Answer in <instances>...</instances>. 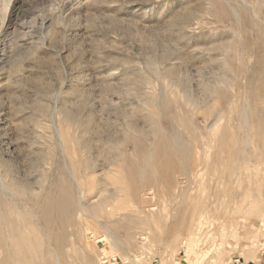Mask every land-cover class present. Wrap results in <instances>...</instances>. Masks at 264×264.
<instances>
[{
  "label": "rangeland",
  "instance_id": "obj_1",
  "mask_svg": "<svg viewBox=\"0 0 264 264\" xmlns=\"http://www.w3.org/2000/svg\"><path fill=\"white\" fill-rule=\"evenodd\" d=\"M10 12L9 28L0 30L1 207L33 206L62 178L65 159L81 166L86 198L116 195L123 205L112 216L110 206L98 214L95 236L108 229L120 240L131 237V249L89 238L93 264L103 248L119 264H264V158L254 157L264 147L252 122L253 115L264 120V0H17ZM2 16L0 10V23ZM242 107L251 111L247 131L239 125ZM216 110L222 117L210 128ZM71 113L78 118L68 125ZM57 128L70 132L73 160ZM245 134L251 157L231 173L230 143ZM167 139L178 144L171 160L158 155ZM117 147L131 153L134 177L128 162L114 159ZM88 158L94 187L87 184ZM110 168L119 169V182ZM13 181L22 185L21 196L8 189ZM174 225L181 230L176 238ZM140 233L148 236L144 244ZM190 235L197 241L192 251ZM84 241L69 237L70 264L86 263Z\"/></svg>",
  "mask_w": 264,
  "mask_h": 264
},
{
  "label": "bare ground",
  "instance_id": "obj_2",
  "mask_svg": "<svg viewBox=\"0 0 264 264\" xmlns=\"http://www.w3.org/2000/svg\"><path fill=\"white\" fill-rule=\"evenodd\" d=\"M17 0H0V5H3L2 8H0L1 11H3V16H2V21L0 23V30H6L9 28V25L7 22H9V17L11 16V12H10V6L12 4H14ZM228 6V5H227ZM229 7V6H228ZM225 8V7H223ZM222 8V10L224 11V9ZM230 8V7H229ZM233 8V7H232ZM226 9V8H225ZM12 10V9H11ZM233 11V9H231ZM227 11V10H226ZM231 12V11H230ZM235 12V11H234ZM232 12V13H234ZM13 13V12H12ZM217 13V12H216ZM237 13V12H236ZM225 14V13H224ZM228 14V11H227ZM235 15V14H233ZM38 21V19H36ZM236 20V19H235ZM7 21V22H6ZM34 22V21H33ZM243 22V21H242ZM10 23V22H9ZM44 23V22H43ZM50 23V22H49ZM239 23V22H238ZM249 23V22H248ZM35 24V23H34ZM33 24V25H34ZM23 25L25 26V23H23ZM27 25V24H26ZM52 25V24H51ZM243 25V24H241ZM245 25V24H244ZM42 26V25H41ZM50 26V25H49ZM53 26V25H52ZM36 27V26H35ZM45 27V26H44ZM18 28V27H17ZM43 28V27H42ZM41 29V27L39 28V30ZM46 29V28H45ZM44 30V29H42ZM41 30V31H42ZM15 31V30H14ZM20 31V30H18ZM36 31V30H35ZM16 32V31H15ZM31 32V31H30ZM37 32V31H36ZM12 33V32H11ZM26 33V32H25ZM13 35V34H12ZM7 36V35H6ZM27 36V34H26ZM32 36V35H31ZM18 38V37H17ZM24 38V37H23ZM2 39V38H1ZM21 39V38H20ZM25 39V38H24ZM18 41V40H17ZM3 45V44H2ZM35 45V44H34ZM2 47V46H0ZM5 50V49H4ZM208 90L213 91L212 87L208 86ZM263 93V92H261ZM212 94V93H211ZM213 95V94H212ZM190 97V96H189ZM187 98V97H186ZM213 99V98H212ZM213 101V100H212ZM213 103H211V105L209 104L207 106V110L208 111H212L213 110ZM243 104V103H242ZM248 104V103H247ZM222 106V105H220ZM251 108V107H250ZM216 109V108H215ZM214 109V110H215ZM241 109V108H240ZM78 111V110H77ZM218 112V110H216ZM70 112V111H69ZM152 113V112H151ZM215 113V112H214ZM251 115V111L248 110L246 107H242L241 111H240V120L241 123H239L240 128L243 129L244 131L249 128L250 126V120H249V116ZM150 116V114H149ZM148 116V117H149ZM152 116V114H151ZM213 117V116H212ZM221 113L218 112L217 116L215 118V120L213 119V121H211V123L209 124L210 128H213L214 126H216L219 122V120L221 119ZM257 115H253L252 116V122L255 126V140L260 144V146L264 147V120H259V118H257ZM66 120H67V124L71 125L75 122L76 118H78V115H74V113L71 114H67L66 115ZM151 118V117H150ZM155 118V117H154ZM157 119V118H156ZM258 119V120H257ZM78 120V119H77ZM155 120V119H154ZM158 120V119H157ZM87 121V120H86ZM151 122V121H150ZM157 122V121H156ZM129 123V121L127 122ZM154 123V121H153ZM159 124V123H157ZM133 126L132 123L129 124V126ZM128 126V127H129ZM82 127V126H81ZM253 128V127H252ZM130 129V128H129ZM238 129V128H236ZM241 129H239V131H241ZM242 130V131H243ZM55 131H57V135L59 137V144L64 148V150L69 151V159L73 160L74 157V152L71 151V147H68L67 144L70 141V132L69 131H62L60 129H56ZM243 131V132H244ZM242 132V133H243ZM141 133V132H140ZM238 133V132H237ZM129 135V134H128ZM252 136V135H251ZM129 137V136H128ZM169 137V136H168ZM109 138V137H107ZM73 139V138H72ZM109 140L114 141L116 140V138L110 137ZM108 140V141H109ZM119 140V139H118ZM128 141H130L131 139L127 138ZM173 140V139H172ZM171 139H167L165 141H163V143H159L162 144L163 147L162 149L158 152V155H162V157L170 159V157H172L176 151V148L178 147V144L176 146V144L172 141ZM110 141V142H111ZM254 141V140H253ZM112 142V143H114ZM120 142V141H118ZM117 142V143H118ZM178 142V140H177ZM222 142L223 145L228 148L229 147V141L228 138L226 136L222 137ZM249 135H244L243 138L241 139H237L235 141H231V145L229 148H231V152L232 154L235 156L234 158H236V162L234 163V165L230 168L231 173L232 171H235L236 168H238L239 166H242V164L245 162L246 159H249L251 157V154L248 153L247 147L249 144ZM256 142V144H257ZM91 143V142H90ZM89 143V144H90ZM107 143V142H106ZM109 143V142H108ZM252 143V142H251ZM105 144V143H104ZM120 144L122 145V143L120 142ZM188 144V143H187ZM258 144V145H259ZM109 146V144H107ZM114 145V144H113ZM112 145V146H113ZM116 145V143H115ZM71 146V145H70ZM87 146V145H85ZM107 146V147H108ZM176 146V147H175ZM252 146V145H251ZM255 146V144L253 145ZM104 147V146H103ZM116 147V146H114ZM118 147L119 143H118ZM117 147V148H118ZM188 147V145H187ZM87 148V147H86ZM126 148V147H125ZM190 148V147H189ZM259 148V147H258ZM105 149V148H104ZM178 149V148H177ZM261 149V148H260ZM88 150V149H87ZM116 150V148H110V150H108V152H110L111 154ZM118 150V151H117ZM117 156L118 157H114V155L112 157L117 158L115 160H117V162H128V170L130 171V177L133 176L134 177V172H136L138 169L136 168V171L134 170V162L131 159V153H128L127 151H122L121 153L119 152V148L117 149ZM151 150V149H150ZM185 150V148H184ZM90 151V150H89ZM115 151V152H116ZM107 151H105L106 153ZM107 152V153H108ZM119 152V153H118ZM62 153V152H61ZM74 153V154H73ZM186 153V152H185ZM89 154V153H88ZM149 154V152H148ZM147 154V155H148ZM151 154V153H150ZM149 154V156H150ZM136 155V154H135ZM146 155V156H147ZM153 155V154H152ZM105 156H107L108 160H109V154L108 155H104V158H106ZM137 156V155H136ZM139 156V155H138ZM155 156V155H154ZM88 157V156H87ZM111 157V156H110ZM254 157H262L264 158V148L261 149V153L259 155H254ZM77 158V157H76ZM81 158V157H80ZM90 158V157H89ZM87 159L86 161V165L91 167L90 168V172L91 174H89V176L87 177V180L89 181V185H91L92 187H94V183L98 184V181H94L95 178H98L96 176L93 175L94 173V169L92 166V161L91 159ZM146 158V157H145ZM174 158V156H173ZM172 158V159H173ZM54 158H52L53 160ZM82 159V158H81ZM143 159V158H142ZM148 160V159H147ZM171 160V159H170ZM95 161V160H94ZM106 161V160H105ZM110 161V166H116V161ZM85 162V161H84ZM108 162V161H107ZM153 162V161H152ZM48 163V162H47ZM50 163V162H49ZM81 163V162H80ZM139 163V161H138ZM59 164V163H58ZM96 164V163H95ZM107 164V163H105ZM109 164V163H108ZM112 164V165H111ZM127 164V163H126ZM140 164V163H139ZM146 164V163H145ZM163 164V163H162ZM173 164V163H172ZM178 166V163H175ZM184 164V163H183ZM125 165V163H124ZM161 165V164H160ZM142 166V165H140ZM181 166V165H180ZM185 166V165H184ZM58 168H60L57 165ZM121 167V166H120ZM124 167V166H123ZM146 166H144L145 168ZM107 168V166H106ZM127 168V167H126ZM153 168V167H152ZM96 169V167H95ZM108 169V168H107ZM106 169V170H107ZM123 169V168H122ZM143 169V168H142ZM154 169V168H153ZM181 169V168H180ZM209 169V168H208ZM229 169V167H228ZM60 170V169H59ZM105 170V169H104ZM141 170V169H139ZM150 170V171H149ZM176 170V169H175ZM188 168H187V172H188ZM85 171V168H84ZM101 171V170H100ZM118 171V172H117ZM126 171V170H125ZM146 171V169H145ZM147 171L151 172V167L147 169ZM146 171V172H147ZM153 171V170H152ZM61 172H62V178L55 183V187L46 190V192L42 195L41 198L37 199V198H33V206H21L19 204H16V206H0V250L3 251V255L2 258L0 259V264H70L68 261L69 258V251H68V241H69V237H74L75 239H85V243L83 245V250H84V254H85V264H93V262L91 261L89 255H87V249L89 251V248L92 247L93 245L90 243L91 240H103L105 243L104 244H110V246L116 250L120 251V248L123 249H131L129 246L130 244V238L131 237H126L127 239L124 240H120L117 237H115L113 234H111L109 231L106 230V233L104 231V229L102 230L104 233L100 234L98 236L96 235V226L97 224H100V220L98 219V214L100 212L105 211V209H109L111 207V209L113 208L114 210H111V216L113 215L115 209L118 210L120 209V206H123L121 204V199L119 200L116 195L112 196V195H108L110 191H108V193L106 192V194L108 196H101V198H99L96 201H91L88 198H86V188H85V184L86 182L84 181L85 179L83 178L82 175V169L81 166L79 164H77L76 162H74V164H69V162L67 160H63V165L61 168ZM96 172V171H95ZM98 172V171H97ZM96 172V174H97ZM105 172V171H104ZM108 173H112L114 175V179L117 178V181L119 182L120 178H119V169L114 168V169H109V171H107ZM148 172V173H149ZM167 173V172H166ZM230 173V171H229ZM60 174V173H59ZM99 174V173H98ZM151 174V173H150ZM176 174V173H175ZM57 175V174H56ZM55 175V176H56ZM104 175V174H103ZM102 175V176H103ZM107 175V174H106ZM139 175V174H138ZM159 175V174H158ZM168 175V174H167ZM188 176H190L187 173ZM186 175V178H188V176ZM99 176V175H98ZM109 176V175H108ZM148 176V175H147ZM151 176V175H150ZM160 176V175H159ZM104 177V176H103ZM139 177V176H138ZM176 177V175H175ZM60 178V177H59ZM71 178V179H70ZM100 178V177H99ZM146 178V177H145ZM152 178V176H151ZM180 178V177H178ZM104 180H107V178H103ZM147 179V178H146ZM172 179V177H171ZM218 179V178H217ZM224 179V178H223ZM179 179H177V183L180 184L181 181L178 182ZM181 180V179H180ZM126 181V180H125ZM231 181V180H229ZM0 182L5 186L6 182L2 179H0ZM56 182V181H55ZM108 182V181H107ZM132 182V181H131ZM135 182V181H134ZM140 182V181H139ZM144 182V181H143ZM216 182V181H215ZM221 182V181H220ZM111 183V182H110ZM115 183V182H114ZM127 183V181H126ZM145 183V182H144ZM156 183V182H155ZM51 184V183H50ZM100 184V183H99ZM107 184V183H106ZM109 184V183H108ZM132 184V183H131ZM154 184V183H153ZM173 184V183H172ZM183 184V183H182ZM226 184V183H225ZM8 185V184H7ZM101 185V184H100ZM112 185V183L110 184ZM114 185V184H113ZM143 185V184H142ZM157 185V183H156ZM218 185V184H217ZM145 186V185H144ZM149 186V185H148ZM153 186V185H152ZM155 186V185H154ZM184 186V185H183ZM210 186V185H209ZM208 186V187H209ZM6 187V186H5ZM8 189L10 190L12 187L15 189V192L12 191L11 193L13 195H19L21 196L22 192H23V188L22 185L18 184L17 181L16 182H12L10 185L7 186ZM33 187V186H32ZM99 187V186H98ZM96 187V188H98ZM143 187V186H141ZM172 187V186H171ZM178 187V186H177ZM188 187V186H187ZM191 187V186H190ZM197 187V184H196ZM90 188V187H89ZM88 188V189H89ZM105 188V186H104ZM183 188V187H182ZM91 189V188H90ZM113 189V188H112ZM122 189V188H121ZM146 189V187H145ZM214 189V188H213ZM97 192H100L99 189H97ZM111 190V189H110ZM124 190V189H123ZM144 190V189H142ZM148 190V188H147ZM146 190V191H147ZM153 190V189H152ZM150 190L148 192V194L150 195H155L153 193V191ZM172 190V189H171ZM192 190V189H191ZM105 191V190H103ZM141 191V190H140ZM169 191V190H168ZM181 191V189H180ZM186 191V190H184ZM193 191V190H192ZM199 191V190H198ZM207 191V190H206ZM209 191V190H208ZM171 192V191H170ZM173 192V191H172ZM179 192V191H178ZM197 192V191H196ZM211 192V191H210ZM142 193V191H141ZM144 193V192H143ZM180 193V192H179ZM189 193V191L187 192ZM192 193V192H191ZM209 193V192H208ZM102 194V191H101ZM111 194V193H110ZM115 194V192H114ZM131 194V193H130ZM147 194V193H146ZM174 194V193H173ZM190 194V193H189ZM207 194V193H204ZM98 195V194H97ZM100 195V194H99ZM195 195V194H194ZM213 196V195H212ZM98 197V196H97ZM189 197V196H188ZM192 197V196H191ZM211 197V196H210ZM91 198V197H90ZM194 198V197H192ZM199 198V197H198ZM191 199V198H190ZM189 200V198H188ZM192 200V199H191ZM195 200V199H194ZM229 200V199H228ZM214 201V198L213 200ZM195 202L196 206L198 207H202L201 205H203V201L200 200H195L193 201ZM192 202V203H193ZM210 205V204H209ZM213 205V204H212ZM110 206V207H109ZM129 206H134L133 205H129ZM137 206V205H136ZM139 206V205H138ZM214 206V205H213ZM209 208V207H208ZM110 210V209H109ZM130 210V209H129ZM210 210V209H209ZM208 210V211H209ZM131 214L133 213L135 216H137L136 211L134 212V208H131ZM141 211H139L140 213ZM121 213V212H120ZM143 213V211H142ZM195 214V212H193ZM126 214V213H125ZM124 214V215H125ZM144 214V213H143ZM122 215V214H121ZM133 215V216H134ZM132 216V215H131ZM130 216V217H131ZM193 216V215H192ZM209 216V215H208ZM127 217V216H126ZM134 218V217H133ZM118 219V218H117ZM129 219V218H128ZM132 219V218H131ZM145 220V218H143L142 216L138 215V223H143V221ZM194 220L191 219L188 221L187 224H185L187 227L190 224V222ZM115 221V220H114ZM147 221V220H146ZM145 221V222H146ZM127 222V221H126ZM124 222V223H126ZM128 223V222H127ZM126 223V224H127ZM147 223V222H146ZM123 224V223H122ZM196 224V223H195ZM194 224V225H195ZM101 225V224H100ZM184 225V224H183ZM206 225V223H205ZM99 226V225H98ZM108 226V224H107ZM123 226V225H121ZM127 226V225H125ZM167 226V225H166ZM180 226V225H179ZM179 226H172L170 227V230L172 232V237L176 236L178 230H179ZM132 227V226H131ZM100 228V227H99ZM104 228V227H103ZM107 228V227H105ZM114 228V227H113ZM128 228V227H127ZM196 228V227H195ZM131 229V228H129ZM99 230V229H98ZM117 230V229H116ZM112 231V230H111ZM114 231V229H113ZM119 231V230H118ZM117 231V232H118ZM181 231V230H179ZM189 231V230H188ZM127 232V231H126ZM116 233V232H115ZM120 233V232H119ZM118 234V233H117ZM127 234V233H125ZM130 234V233H129ZM136 235L138 236V234L136 233ZM135 235V236H136ZM179 235V234H178ZM91 236V237H90ZM117 236V235H116ZM126 236V235H125ZM134 236V235H132ZM141 239L143 244L146 243L145 241L147 240L148 236L141 234ZM166 236H168L166 234ZM139 237V236H138ZM165 237V236H164ZM181 237V236H180ZM91 238V240L89 241L88 239ZM176 238V237H174ZM185 238V236H184ZM73 239V238H72ZM167 239V237H166ZM187 239V237L185 238ZM190 241L188 244V249L190 251L193 250V246L196 244V238H194L192 235H190L189 237ZM165 240V238H164ZM162 241V239H161ZM185 241V240H184ZM188 241V240H187ZM187 241H185L187 243ZM134 243V241H132ZM139 243V242H138ZM182 243V242H181ZM184 243V242H183ZM182 243V244H183ZM74 244H76V242H74ZM165 247V246H164ZM94 248V247H93ZM92 248V249H93ZM163 248V247H162ZM182 248V247H181ZM97 249V248H96ZM145 249V248H144ZM161 249V248H160ZM71 250V249H70ZM166 250V249H165ZM104 254H106L107 256H114L112 254H110L107 250H105V248H103ZM133 251V249H132ZM118 252V251H117ZM121 252V251H120ZM129 252V251H128ZM135 252V250L133 251ZM82 253V252H81ZM119 253V252H118ZM80 254V253H78ZM123 254V253H122ZM127 255V252L125 253ZM141 254V253H139ZM147 254V253H146ZM117 255V253H116ZM121 255V254H120ZM124 256L123 258L129 259L130 256ZM131 255V254H130ZM145 256V255H144ZM143 256V257H144ZM225 256V255H223ZM222 256V257H223ZM94 257V256H93ZM142 258V254L141 255H135L134 257V261L139 262V260ZM168 257V256H167ZM100 258V257H99ZM132 259V258H131ZM98 262H100L98 260ZM133 262V263H136ZM112 264V263H111ZM113 264H119V262H114ZM170 264H181L180 261H177L176 259H173L172 263Z\"/></svg>",
  "mask_w": 264,
  "mask_h": 264
},
{
  "label": "built area",
  "instance_id": "obj_3",
  "mask_svg": "<svg viewBox=\"0 0 264 264\" xmlns=\"http://www.w3.org/2000/svg\"><path fill=\"white\" fill-rule=\"evenodd\" d=\"M237 261H240V259H238ZM114 262H120V259L118 257H114V256H107L106 254H102L100 257V263L99 264H113ZM240 264V263H237Z\"/></svg>",
  "mask_w": 264,
  "mask_h": 264
}]
</instances>
